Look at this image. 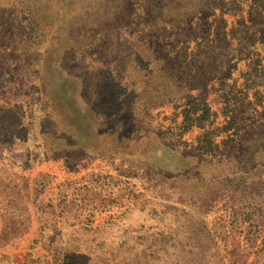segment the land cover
Instances as JSON below:
<instances>
[{
  "label": "rangeland",
  "instance_id": "374dc122",
  "mask_svg": "<svg viewBox=\"0 0 264 264\" xmlns=\"http://www.w3.org/2000/svg\"><path fill=\"white\" fill-rule=\"evenodd\" d=\"M0 264H264V0H0Z\"/></svg>",
  "mask_w": 264,
  "mask_h": 264
}]
</instances>
